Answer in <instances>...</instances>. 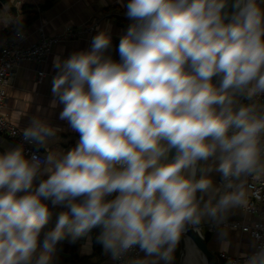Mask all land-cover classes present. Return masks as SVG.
Returning <instances> with one entry per match:
<instances>
[{"label": "clouds", "instance_id": "9594fccd", "mask_svg": "<svg viewBox=\"0 0 264 264\" xmlns=\"http://www.w3.org/2000/svg\"><path fill=\"white\" fill-rule=\"evenodd\" d=\"M125 7L133 23L118 61L104 55L108 31L90 50L54 58L51 107L63 105L59 119L79 134L76 145L50 147L63 129L34 115L22 137L44 155L26 156L23 144L0 153V264H54L59 242L96 227V242L114 260L138 246L145 258L132 264H158L150 257L169 264L187 224L247 208V177L264 178L258 0H128ZM57 207L55 227L45 231ZM90 252L88 236L82 254ZM246 264H264V248Z\"/></svg>", "mask_w": 264, "mask_h": 264}, {"label": "crops", "instance_id": "0c3cea01", "mask_svg": "<svg viewBox=\"0 0 264 264\" xmlns=\"http://www.w3.org/2000/svg\"><path fill=\"white\" fill-rule=\"evenodd\" d=\"M128 0H0V39L12 32L18 31V25L23 24L28 14L25 7H32L38 11V18L28 27L23 29L24 38L19 42L24 47H29L37 42L41 35L52 37L62 34L67 28H85L98 21L94 32L86 33L78 40L66 41L51 46L49 54L41 70L45 75L40 82H37V66L32 62H22L16 69L13 80L6 87V102L2 109V114L21 132L27 127L30 118L38 115L47 119L53 126L63 129L58 133L59 139L50 144V147L59 148L65 152L73 148L79 134L72 131L66 121L59 119L63 105L57 102L55 108L51 107V101L54 97L51 94L53 78L57 70L53 67V61L56 56L66 59L74 51L90 50L93 37L100 31H108L111 36V47L106 50L104 55H110L114 60H119V54L114 51V42L119 41L126 32L128 26L120 25L117 18L119 15H126ZM260 7L264 9V0L259 1ZM7 24L4 21H7ZM37 109H40L38 112ZM15 146L9 139L0 135V153L7 148ZM44 155V148L40 147ZM212 177L214 186L217 187V180L221 176L219 172L213 171L209 174ZM205 196V200H207ZM49 206L50 202H49ZM63 209L57 207L53 209L51 219L57 220L56 214ZM227 220L243 221L247 224H254L256 218L246 214L243 207L238 206L229 209L224 218ZM214 219L208 216L202 218L200 224L204 233L208 237L210 249L216 253H227L229 255L241 258H249L254 251V241L249 234L235 229H217L210 233L208 225ZM49 228L45 227V231ZM88 236L91 237L90 254H82V247L87 243ZM43 237H41L42 241ZM74 249V242L71 235L57 244V250L54 254V264L61 263L70 258ZM42 242L38 246L35 255L43 252ZM77 253L80 258H86L89 264H115V260L110 254L104 252L102 246V256L97 257L94 253L92 230L84 237L78 240ZM145 258L143 252L142 259ZM157 260L158 264H165V261L157 257L148 258ZM179 263V243L172 253V259L169 264ZM220 264H226L220 261ZM246 264V263H245Z\"/></svg>", "mask_w": 264, "mask_h": 264}, {"label": "built area", "instance_id": "2783aa9c", "mask_svg": "<svg viewBox=\"0 0 264 264\" xmlns=\"http://www.w3.org/2000/svg\"><path fill=\"white\" fill-rule=\"evenodd\" d=\"M119 17L128 18L126 15H119ZM98 21L85 28H67L62 34L52 37L41 35L40 39L29 47H24L20 44L19 40L24 38L18 34L14 29L8 33L2 42L0 51V135L9 139L15 146L23 144L25 155L30 156L33 152H37L43 156L40 147L35 144L27 143L23 140L22 132L15 127L3 114L2 109L6 102V87L10 85L14 78L16 69L22 62H32L37 66V82H40L45 73L41 70L42 65L45 63L49 54L50 48L54 44L78 40L85 36L86 33L94 32ZM260 99L264 101V96ZM247 103V101H244ZM217 187L222 188L221 176L217 180ZM246 187L249 190V206L243 207V211L255 217L257 220L254 224H247L238 220H216L214 219L208 225L210 233L217 229H235L243 233H247L254 241V251L264 248V178L256 181L252 176L247 177ZM252 253V255H253ZM143 251L138 246L133 247L120 259L115 260V264H132L137 259H142ZM251 255V256H252ZM220 261L226 264H245L248 258H241L229 255L227 253L217 254Z\"/></svg>", "mask_w": 264, "mask_h": 264}, {"label": "water", "instance_id": "95a60500", "mask_svg": "<svg viewBox=\"0 0 264 264\" xmlns=\"http://www.w3.org/2000/svg\"><path fill=\"white\" fill-rule=\"evenodd\" d=\"M260 0H258L259 3ZM213 82L216 83V78L213 79ZM175 155V150L170 153V159ZM84 239V237H82ZM186 239H190L201 257L205 260V264H220V260L216 253H214L209 245L208 240L206 238V234L204 233L201 224L193 225L187 224L185 229L182 231L180 238L178 240L179 243V263L178 264H187V246Z\"/></svg>", "mask_w": 264, "mask_h": 264}, {"label": "trees", "instance_id": "16d2710c", "mask_svg": "<svg viewBox=\"0 0 264 264\" xmlns=\"http://www.w3.org/2000/svg\"><path fill=\"white\" fill-rule=\"evenodd\" d=\"M24 9H25V12L28 14V18L22 24L23 29L28 27V26H30L38 18V11L34 10L32 7H25ZM117 20L120 23V25L129 26L131 23H133V21H131L129 18H125V17H118ZM3 39H4V36L0 39V51H1V48H2ZM119 41L117 40V41L114 42V47H113L114 51H117ZM56 222H57V220L50 219L48 224H47V227L49 229L54 228ZM100 231H101V229L99 227H96V228L92 229L94 253L99 258H101V256H102V245L100 243L96 242V237H97V235L99 234ZM206 238L208 240L207 235H206ZM78 240L74 242V249H73V251L71 253L70 258H68L65 261H63L61 263H58V264H89L86 258H80L78 253H77Z\"/></svg>", "mask_w": 264, "mask_h": 264}, {"label": "bare ground", "instance_id": "6f19581e", "mask_svg": "<svg viewBox=\"0 0 264 264\" xmlns=\"http://www.w3.org/2000/svg\"><path fill=\"white\" fill-rule=\"evenodd\" d=\"M187 246V264H205V260L201 257L200 253L190 239H186Z\"/></svg>", "mask_w": 264, "mask_h": 264}, {"label": "rangeland", "instance_id": "374dc122", "mask_svg": "<svg viewBox=\"0 0 264 264\" xmlns=\"http://www.w3.org/2000/svg\"><path fill=\"white\" fill-rule=\"evenodd\" d=\"M198 178V177H197ZM198 195H199V193H198Z\"/></svg>", "mask_w": 264, "mask_h": 264}]
</instances>
